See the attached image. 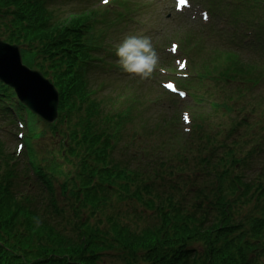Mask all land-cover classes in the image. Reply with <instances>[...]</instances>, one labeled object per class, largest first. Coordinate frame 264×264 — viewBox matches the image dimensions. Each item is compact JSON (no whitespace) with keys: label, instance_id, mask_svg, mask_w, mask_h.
Here are the masks:
<instances>
[{"label":"trees","instance_id":"trees-1","mask_svg":"<svg viewBox=\"0 0 264 264\" xmlns=\"http://www.w3.org/2000/svg\"><path fill=\"white\" fill-rule=\"evenodd\" d=\"M24 1L26 4L20 9L11 1L6 2L5 0H1L0 8L4 5H13L16 8V19L12 25H17L21 28L27 44L44 42L43 44L46 48L55 51L60 56L68 57V54H73V56H75L74 60L79 58L83 61L87 60L91 53H97L99 49L106 45L103 38L108 35V32L104 33L103 31L105 25L110 23L112 20L109 15H103L100 17V20L103 19V21H101L102 25L100 28L96 26L97 23L95 21L97 19L95 16L97 15L95 13L88 14V23H86L87 20H83L82 22L79 20L71 21L72 27L69 26L70 30H73L72 28H83L86 29L87 33H89V38L86 39L85 45H80L77 49L70 46L71 40L73 39L72 32L66 29L65 23L62 25V22L57 21L59 18L57 14L47 10L41 0H34L33 3H31L32 0ZM91 20H95L94 23ZM22 21L25 22V26L21 25ZM98 29L103 32L99 36L97 33L95 34ZM78 41V39L75 40L76 43H78ZM193 42L194 40H191L188 44L190 45ZM72 46H74L73 42ZM232 58L234 62L229 64V69L225 75L226 82L230 86L229 93H231L232 84H242L244 79L241 77L247 76V72L251 73L254 68L257 69V61L253 58ZM201 60L202 62H205L203 59ZM73 62L74 61H70L65 65V72L70 74L67 80H65L66 78L59 79V76L56 77L62 88L63 95H61V100L64 99L66 105L70 102L73 103L74 98H79L82 103H84V100H87V96L90 94V86H87L83 78L84 72L81 69H78L75 74H72ZM208 64L215 73L220 72L223 69V67L216 65L217 59L215 58L208 62ZM249 81L251 82L252 79H249ZM253 81H256V78H254ZM222 91L224 92L225 90ZM103 99L105 101H109L110 98L104 97ZM97 103V101H90L88 111L92 112L93 109H96ZM144 107H146V105H144ZM231 110L232 106L230 105L227 107V111L230 112ZM72 112L73 107L69 105L67 114ZM131 113L132 110L129 114ZM72 118V115L69 116V120H72ZM136 120L137 118L133 117L132 119H128L126 122L132 126L133 122ZM153 122L154 126H156L154 128L155 130L165 126L168 123V120L164 118L162 120H154ZM85 123V132H82V137L84 140L87 139L89 144L92 143L93 146L96 147L95 151L97 152L94 151L95 153H93V156L97 162L96 166L99 165V167H101V173L99 174H101L102 178L99 180L100 185L98 188L86 192L84 204L87 201L92 204H95L96 202L98 203L99 198L101 199L100 203L105 204V196L100 197L97 195L103 192L102 189H104L107 193L112 192L114 189L111 187H104V178L107 182L106 185L108 184L110 186L117 185L118 181L123 180V178L116 176L111 183L108 182L110 174L109 172L104 171L105 169H103V167L107 165L101 158L102 155L105 156V150L109 148L108 138H106L104 140L105 142L103 141L102 144L101 142L98 143L100 133L103 131L97 129L96 126L90 123V117H88L87 120L85 119ZM139 125H144V120H139L138 124L135 126ZM120 129V125L114 126V131L118 136L121 135L119 137L120 141H122L123 134H120L122 132ZM147 131L149 135L153 137V128ZM92 132L95 133L94 136H91ZM87 147L88 150H90V146ZM75 151L76 150H74V153ZM112 162L113 163L110 162V172L120 171V164H117L114 159H112ZM16 169L17 168H15V170ZM15 170L14 172H16ZM52 175L53 177L56 175L55 167L52 169ZM86 183V181L83 182V184ZM224 184H227L229 194L232 195V192L235 189L226 177H223L221 180V185ZM127 185L128 184H126L125 188H127ZM250 186L251 184L247 182L243 184L242 193L240 195H245ZM9 200H13L11 193L6 199V209H8ZM166 200L161 199L160 201L165 203L163 207L166 208V210L168 207L169 212H172V215L171 217L168 216V214L164 215V228L161 230L165 234H161V232L158 234H154L152 232L149 233L148 230L143 231L142 234H134L126 229L125 231H116L114 227L111 230V233L113 234V245L107 242L100 243L98 240L93 238L90 230L89 233L83 234L87 235L86 239L83 238L80 242H77L64 236L63 231L58 232L55 228H49L44 226V224H40L38 226L30 224L25 230V233L27 234L23 235L27 241L21 240L22 235L16 237L19 247L21 243L24 244L23 247H26L27 249L26 252L20 247L21 253L26 254L24 257L25 260L23 262H18L19 258L17 256H9L7 260L9 261V264H56L51 259L57 257H67L66 261L62 264H103L104 261L99 262V260L101 259V254L108 250L107 248H120L127 250L133 258H135L138 253L139 255H143L147 264H178L176 262V257L172 256V253H175L174 249L181 245L186 246L188 242L200 241L202 244H208L210 246V249L215 254V259H219L218 264H245L244 258L241 255L242 249L244 245H247L248 241L257 239V235H259V231L264 224V220H261L264 218V206L260 210L259 217L252 216L239 222H233L230 219L225 218L224 223L218 225L216 222L214 223V221H208L207 223L197 222L192 216L183 218L181 217L183 207L172 204V196ZM235 204L236 202L232 201L228 209L235 206ZM226 208L227 207H224L223 209ZM8 210L3 213L0 208V232L4 236H10L11 232L15 230V225H12L13 223L9 226V224L15 220L14 213L10 214ZM24 217L28 221L32 220L30 214H25ZM242 230L244 231V236L242 235ZM246 235H248V239L243 240V237ZM104 236H106V234ZM34 250L35 252H33ZM0 256L2 255L0 254Z\"/></svg>","mask_w":264,"mask_h":264},{"label":"rangeland","instance_id":"rangeland-1","mask_svg":"<svg viewBox=\"0 0 264 264\" xmlns=\"http://www.w3.org/2000/svg\"><path fill=\"white\" fill-rule=\"evenodd\" d=\"M79 1L82 0H53L50 3L46 4V9L53 12V13H57V15L59 16L58 20L59 22L64 21V16H67V14H72L74 12H77L79 9L83 8V4H80ZM139 2L136 3L139 6H141L143 3H145L143 5L144 10H142L139 15L134 16L136 18L137 21H139V19L142 22V25L136 26V30H133L130 26L128 25H122L120 27H117L116 29L112 30V32H110L108 36H105L104 39V43L106 42V45L108 48H110L111 50L115 51L116 46L119 45L127 36L129 35H137V36H147L151 38L152 43L154 41L157 40V38H159L158 40V47H159V55H166V48H165V44L168 41V39L173 35V33L176 31V29H174L173 27V20L172 17L169 15V19L166 18L167 14L169 13L166 9L170 8V5L168 2H159V3H155L153 0H138ZM135 5V4H133ZM262 16H264V14H261ZM77 18H80V14H78L76 16ZM99 26V25H98ZM154 29V30H153ZM98 32V31H97ZM101 33V32H99ZM98 33V34H99ZM211 44H213V42H207V45L204 49H202L201 51H198L196 56L198 58H208L211 57L214 53L211 52L210 50L208 51V47H214ZM105 59L107 58V56L104 57ZM106 60H110L111 61V66H109V68L113 69V71H120L119 69V64H118V57L116 55H114L113 57H109ZM195 60V58H194ZM118 64V65H117ZM92 71L88 76V81H89V85L90 88L93 89L96 85H103V87L101 88L100 92L98 94H96L97 96H95V101H98L104 97H109L111 98V100H113L115 98L117 94V89H119L122 86H127V88L129 86H132V81L131 79L125 75V74H117L116 72H112L108 77H105L102 75V73L99 71V69L97 68V66L95 64H93ZM118 67V69H117ZM151 87L149 85H144L140 90H143L142 92H150L148 91ZM152 91V88H151ZM156 96V95H154ZM131 103V102H130ZM245 109L247 111H249L253 106L255 107L254 112L251 111V117H250V123H254L256 120V117L260 114V112L262 111V109L264 108V88L261 87L260 92L256 93L255 95H250L246 102L242 104ZM108 109V106H106L104 108V105L101 104L100 106V110L105 111ZM138 115L139 120H145V117H149L151 115L153 116H160L162 115V111L160 110H153L151 112L147 111V109H145L144 107H141L139 110H137L136 112H134V115ZM157 121V120H156ZM147 123V122H145ZM156 126H154V122H150L147 124V130L153 128V135L155 138H158V133L155 132L154 128ZM9 132H12L11 130H9ZM15 133V132H14ZM0 136L2 137V139H6L8 141V143H4L6 146L5 149L7 150L8 155L11 154V151H14L15 149V143L13 142L14 138L9 136V139H7V135L4 133H0ZM132 142H134V140L131 138V134L129 136H125L123 141L120 143L119 147L122 151V157L124 159V161L130 160L131 157H135V155L138 153L141 144L138 142L136 145V148H132L131 144ZM124 144H128L127 147H124ZM257 161L263 160L264 159V153H260L256 156L255 158ZM131 162V160H130ZM135 164L131 163V168H129V171L132 174H135L136 176L138 174H136L137 172H135V170H133V168H135ZM127 175V174H126ZM138 186V190L144 189V188H148L150 190H153L152 186H145V184L143 182L141 183H137ZM131 190H128V193L132 196L133 195V186L131 185ZM157 190H160V188L158 187ZM122 205V204H121ZM117 207H120L118 209L119 211H123L126 210L125 205L120 206L117 205ZM109 212H114L112 210H109ZM146 223L148 225H142V228H146L148 226H150L149 222L146 221ZM129 225H133L134 222H128ZM141 228V229H142ZM123 254L121 253V251H119V257L121 259H117V254L113 253V254H106L104 255L103 260H104V264H123V259L122 258ZM141 256H138L134 262H136V264H145L143 263V261L141 260Z\"/></svg>","mask_w":264,"mask_h":264},{"label":"clouds","instance_id":"clouds-1","mask_svg":"<svg viewBox=\"0 0 264 264\" xmlns=\"http://www.w3.org/2000/svg\"><path fill=\"white\" fill-rule=\"evenodd\" d=\"M115 55L123 72L148 79L158 65V55L150 37L129 35L116 46Z\"/></svg>","mask_w":264,"mask_h":264},{"label":"water","instance_id":"water-1","mask_svg":"<svg viewBox=\"0 0 264 264\" xmlns=\"http://www.w3.org/2000/svg\"><path fill=\"white\" fill-rule=\"evenodd\" d=\"M0 66L2 68H6V69L12 70V71H16V70H18V69L21 68L20 61L19 60L18 61L16 60L14 63H11V64L1 62L0 63ZM37 77H39V76H37ZM22 97H23V95H22ZM48 106H49V103H45V108L46 109L48 108Z\"/></svg>","mask_w":264,"mask_h":264},{"label":"snow or ice","instance_id":"snow-or-ice-1","mask_svg":"<svg viewBox=\"0 0 264 264\" xmlns=\"http://www.w3.org/2000/svg\"><path fill=\"white\" fill-rule=\"evenodd\" d=\"M103 3H108V0H102ZM178 7H185L187 6V0H177ZM205 19H207V15L205 14ZM176 46L173 47V50H175ZM171 87V86H169ZM187 119V117H186Z\"/></svg>","mask_w":264,"mask_h":264}]
</instances>
